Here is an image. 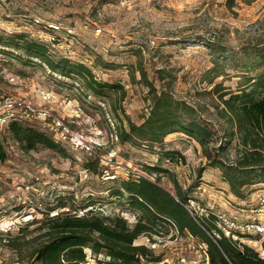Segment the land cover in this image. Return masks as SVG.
Instances as JSON below:
<instances>
[{
  "label": "rangeland",
  "instance_id": "obj_1",
  "mask_svg": "<svg viewBox=\"0 0 264 264\" xmlns=\"http://www.w3.org/2000/svg\"><path fill=\"white\" fill-rule=\"evenodd\" d=\"M24 13L74 27L72 35H63L73 58L84 61L98 78L117 87L108 89L103 98L90 95V102H86L76 89L79 79L55 74L60 82L55 80L45 65L35 60L29 63L23 49L10 44L7 48L0 46V95L35 96L30 88L31 93L10 84L4 77L9 72L29 77L33 88L40 84L54 86L84 102L86 115L97 120L99 132L92 133L100 140L108 138L109 119L114 128L119 119L126 125V117L141 122L149 108L150 83L157 89L170 87L175 97L199 109L218 130L219 140L224 123L217 112L222 108L218 93L240 88L245 77L253 75L244 71V65L253 61L254 51L264 48V0H0V31L7 34L8 25L14 23L11 18ZM95 24L102 29L98 35L93 31ZM8 125L0 127L7 151V159L0 161V264H40L28 257L43 239L40 233L44 230L36 227L44 218L63 211L120 214L134 224L141 212L129 207L126 194H112L119 185L117 178L85 167V157L67 145L63 146L64 154L40 146L26 150ZM74 127L90 132L85 121ZM111 146L109 143L107 149ZM160 149L158 145L149 148L122 143L117 153L122 166L145 171V175L149 174L145 169L149 164L169 169L171 178L161 174L156 182L174 194L176 181L183 190L190 189L191 198L200 207L214 206L242 219L253 215L264 183L254 186L246 198L238 199L217 168L206 167L198 176V168L207 160L194 139L179 132L164 138L162 149L177 150L183 158L160 159ZM151 179L155 181L156 176ZM32 184L39 192L26 189ZM203 187L205 192L200 193ZM23 195L29 197V204L21 202ZM157 230L164 233L150 230L134 243L146 245L152 250L151 258L159 256V261L164 260L161 264H167L177 250L172 246L162 248L161 243L150 248L147 237L170 238V231L165 233L161 227ZM244 239L264 256V238L250 235ZM86 252L91 254L89 249Z\"/></svg>",
  "mask_w": 264,
  "mask_h": 264
},
{
  "label": "trees",
  "instance_id": "obj_2",
  "mask_svg": "<svg viewBox=\"0 0 264 264\" xmlns=\"http://www.w3.org/2000/svg\"><path fill=\"white\" fill-rule=\"evenodd\" d=\"M1 31L2 48L10 44L22 48L29 63L38 61L60 78L79 79L76 89L86 102H90V95L103 98L108 89L117 87L98 78L91 67L72 56L53 55L44 41L24 33ZM244 71H251L253 75L246 76L240 88L235 91L221 89L218 93L222 108L217 112L224 123L219 140L216 139L218 130L212 128L199 109L175 97L170 87L163 85L157 89L150 83L149 108L141 122L135 123L126 117V125L122 119L116 123L120 144L149 148L158 145L160 159L176 160L183 155L174 149H162L164 138L176 132L185 134L198 142L207 160L198 168V176L206 167L217 168L230 193L238 199L246 198L254 186L264 183V48L254 51V59L244 65ZM56 75L54 79L59 81ZM8 126L26 150L40 146L65 153L63 145L34 123L14 120ZM6 159L7 151L0 137V161ZM85 167L97 169L96 161L87 159ZM145 169L147 173L155 174V181L146 177H118L119 185L112 192L117 196L126 194L129 207L141 212L134 224L120 214L106 215L87 210L78 215L63 211L44 218L36 227L44 230L40 233L43 239L32 248L28 257L40 264H81L88 255L86 249H89L96 258L99 254L109 256L106 264H147L161 259L159 256L151 258L152 250L144 244H135V240L150 230L164 233L157 230L158 227L166 229L165 233L174 227L180 234L188 231L207 244L209 264H264V256L248 244L239 247L237 241L225 235L216 244L184 206L191 198L190 189L189 192L183 190L174 181L172 194L156 182L161 174L171 178L169 169L158 163L149 164ZM214 222L212 215L202 218L206 229L214 227Z\"/></svg>",
  "mask_w": 264,
  "mask_h": 264
},
{
  "label": "built area",
  "instance_id": "obj_3",
  "mask_svg": "<svg viewBox=\"0 0 264 264\" xmlns=\"http://www.w3.org/2000/svg\"><path fill=\"white\" fill-rule=\"evenodd\" d=\"M16 17L18 18H11L14 23L8 25L5 31L8 30V33H24L28 37L44 41L53 55L72 56L70 51H68V39L63 35H72L75 32L74 27L63 25L59 21H46L36 13H24ZM84 26L87 28L86 24ZM101 30L99 25L95 24L93 26V31L96 35L100 34ZM80 62L90 67L84 61ZM47 70L50 72L48 67ZM4 77L10 84L17 86L19 89L27 90L28 92H30L29 88L32 89L35 91V96L34 94H32V97L21 94L0 95V127L14 120H29L28 122L36 124L55 142L63 146L67 145L72 150L78 151L81 156L85 157V160H95L99 172H103L110 179L118 177H146L152 180L151 178L155 176L152 173L145 175V171L143 173L128 165L122 166L117 153L120 142L111 119H109L111 128L108 138L100 140L92 133L94 130L99 132L97 120L90 115H86L84 103L76 97H68L55 90L54 86L40 84L33 88L28 82L29 77L19 74L9 72ZM82 121L87 122L90 127L89 133L74 127V124H81ZM109 143L113 146L107 149ZM35 178L38 179L39 177L35 176ZM26 189L31 192H39V188L33 184L26 186ZM204 192L205 189L203 187L200 193ZM20 199L24 204L30 203L29 197L26 195H23ZM188 202L187 205L184 204L185 208L216 244L222 235L237 241L239 247H242V244H247L244 238L250 235H260L264 238V193L258 195V204L253 210L254 213L246 219L214 209V206L200 207L194 198H189ZM34 206L36 208L39 207L36 203ZM209 215L213 216L215 226L206 229L202 224V218ZM169 231L170 238L167 239L153 235L154 237H152L156 238L154 240L146 236V239L151 241L150 248H154L156 243H161L162 248L172 246L177 250L175 253L176 257L173 260L167 259V264H209L208 246L205 242L188 231L180 234L174 227ZM98 259L101 262H98ZM109 260V256L99 254L96 258L89 254L81 264H106ZM161 262H164V260L159 261V264Z\"/></svg>",
  "mask_w": 264,
  "mask_h": 264
},
{
  "label": "bare ground",
  "instance_id": "obj_4",
  "mask_svg": "<svg viewBox=\"0 0 264 264\" xmlns=\"http://www.w3.org/2000/svg\"><path fill=\"white\" fill-rule=\"evenodd\" d=\"M27 218H29V216Z\"/></svg>",
  "mask_w": 264,
  "mask_h": 264
}]
</instances>
